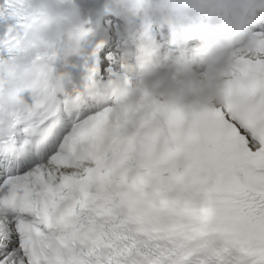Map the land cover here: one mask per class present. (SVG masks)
Wrapping results in <instances>:
<instances>
[{"label": "snow or ice", "instance_id": "obj_1", "mask_svg": "<svg viewBox=\"0 0 264 264\" xmlns=\"http://www.w3.org/2000/svg\"><path fill=\"white\" fill-rule=\"evenodd\" d=\"M24 5L0 0V83ZM232 57L221 103L186 117L153 100L134 139L108 119L129 81L87 64L54 103L36 79L0 107V264H264V30Z\"/></svg>", "mask_w": 264, "mask_h": 264}, {"label": "clouds", "instance_id": "obj_2", "mask_svg": "<svg viewBox=\"0 0 264 264\" xmlns=\"http://www.w3.org/2000/svg\"><path fill=\"white\" fill-rule=\"evenodd\" d=\"M125 22L139 20L133 35L136 80L125 85L109 114L116 136L134 139L152 118L153 100L186 117L222 102L235 48L264 20V0H109ZM25 31L10 60L11 75L0 83V107L16 109L39 79L54 103L71 83L57 68L81 51L91 32L76 0H25ZM158 21L168 23L177 49L164 50L153 36ZM196 41L189 45L190 41ZM173 51L176 54H173Z\"/></svg>", "mask_w": 264, "mask_h": 264}, {"label": "bare ground", "instance_id": "obj_3", "mask_svg": "<svg viewBox=\"0 0 264 264\" xmlns=\"http://www.w3.org/2000/svg\"><path fill=\"white\" fill-rule=\"evenodd\" d=\"M109 2V0H100L99 1V9H102L103 8V4H105V3H108ZM123 31V33L125 32V30L123 29L122 30ZM132 32H130L129 33V35L131 34ZM114 56H115V54H114ZM116 57V56H115ZM117 63V62H116ZM111 65H114V62L113 63H110ZM108 66H109V64H108Z\"/></svg>", "mask_w": 264, "mask_h": 264}]
</instances>
